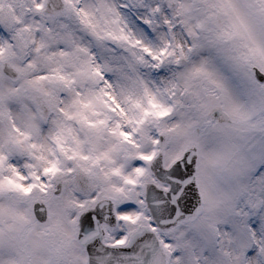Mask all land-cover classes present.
<instances>
[{
    "label": "snow or ice",
    "instance_id": "snow-or-ice-1",
    "mask_svg": "<svg viewBox=\"0 0 264 264\" xmlns=\"http://www.w3.org/2000/svg\"><path fill=\"white\" fill-rule=\"evenodd\" d=\"M0 264H264V0H0Z\"/></svg>",
    "mask_w": 264,
    "mask_h": 264
}]
</instances>
